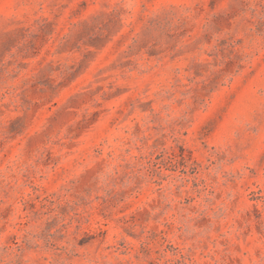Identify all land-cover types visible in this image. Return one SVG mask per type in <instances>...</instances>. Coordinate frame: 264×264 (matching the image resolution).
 <instances>
[{
	"label": "rangeland",
	"instance_id": "374dc122",
	"mask_svg": "<svg viewBox=\"0 0 264 264\" xmlns=\"http://www.w3.org/2000/svg\"><path fill=\"white\" fill-rule=\"evenodd\" d=\"M0 264H264V0H0Z\"/></svg>",
	"mask_w": 264,
	"mask_h": 264
}]
</instances>
